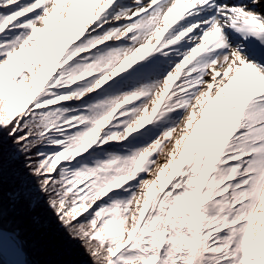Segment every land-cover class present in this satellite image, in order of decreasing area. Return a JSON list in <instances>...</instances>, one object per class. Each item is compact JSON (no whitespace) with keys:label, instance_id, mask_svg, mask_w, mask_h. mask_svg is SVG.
Instances as JSON below:
<instances>
[{"label":"snow or ice","instance_id":"obj_1","mask_svg":"<svg viewBox=\"0 0 264 264\" xmlns=\"http://www.w3.org/2000/svg\"><path fill=\"white\" fill-rule=\"evenodd\" d=\"M264 0H0V264L41 200L90 264H264Z\"/></svg>","mask_w":264,"mask_h":264},{"label":"trees","instance_id":"obj_2","mask_svg":"<svg viewBox=\"0 0 264 264\" xmlns=\"http://www.w3.org/2000/svg\"><path fill=\"white\" fill-rule=\"evenodd\" d=\"M5 227L20 232L31 264H90L79 242L59 228L43 199L34 209L9 205Z\"/></svg>","mask_w":264,"mask_h":264},{"label":"bare ground","instance_id":"obj_3","mask_svg":"<svg viewBox=\"0 0 264 264\" xmlns=\"http://www.w3.org/2000/svg\"><path fill=\"white\" fill-rule=\"evenodd\" d=\"M258 11H264V5H262V7L257 9Z\"/></svg>","mask_w":264,"mask_h":264}]
</instances>
